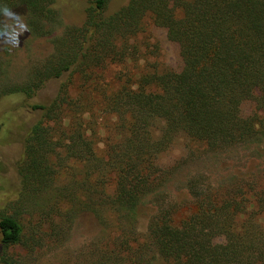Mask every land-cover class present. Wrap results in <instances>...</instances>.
<instances>
[{"label": "trees", "instance_id": "trees-1", "mask_svg": "<svg viewBox=\"0 0 264 264\" xmlns=\"http://www.w3.org/2000/svg\"><path fill=\"white\" fill-rule=\"evenodd\" d=\"M108 4L88 0L83 22L56 34L55 0H0V38L13 31L8 15L20 11L29 33L52 46L0 95L32 97L63 77L49 103L34 105L40 116L25 136L21 186L0 213L4 253L61 246L85 214L99 236L62 264H264V164L225 173L229 149L264 143V0H128L113 11ZM146 18L177 43L179 70L138 66L135 38ZM115 63L126 69L107 91L101 78ZM93 92L110 120L101 140L86 116L93 100L83 95ZM179 141L189 159L204 154L222 169L182 178L177 199L168 185L186 160L162 158Z\"/></svg>", "mask_w": 264, "mask_h": 264}, {"label": "rangeland", "instance_id": "rangeland-1", "mask_svg": "<svg viewBox=\"0 0 264 264\" xmlns=\"http://www.w3.org/2000/svg\"><path fill=\"white\" fill-rule=\"evenodd\" d=\"M87 1L55 0L61 18L56 34L60 33L65 26L80 25L83 22L85 15L83 9H85ZM127 1L109 0L107 10L113 11L125 5ZM21 16L20 11L8 15L6 25L10 22L13 31L0 38V91L5 89L4 85L6 84L14 85L22 82L29 68L33 64L39 63L52 51L49 38L32 36ZM135 43L140 51L138 66L147 64L154 65L158 69L179 70L181 68L182 60L177 43L169 40L165 30L154 25L149 18L144 19L143 28L135 38ZM127 66L131 68L130 65ZM125 69L124 65L116 63L105 69L101 81L107 84V91L119 85L121 72ZM75 78L70 89L71 94L78 93V83L75 82ZM62 82L63 77L51 78L32 97L18 93L0 95V213L4 210L10 211L12 202L15 201L21 186L18 164L23 156L25 136L40 116V111L34 109V105L49 103L57 94ZM83 97L93 100L91 112L88 111L86 116L89 117L91 125L95 123V128L99 127L98 139L101 140L105 135L103 125L107 126L106 122L109 124L110 120L106 121L102 112L97 110V101L100 95L93 92L86 93ZM249 107L250 105L243 106L244 114L249 112ZM94 109L95 111L92 113ZM98 146L103 147L102 141ZM255 146L256 144L237 145L227 151L225 173L229 178H233L235 170L244 171L255 163L264 164V143L258 147ZM193 159L188 158L187 149L184 148L181 141L163 155L162 161L168 165L176 164L178 161L182 163L186 160L168 185L170 195L177 199L183 194L180 184L182 178L195 172L214 173L216 167L219 170L222 169L218 164L215 166V160L210 156L202 154L199 159ZM260 177L263 178L261 174L258 175V178ZM149 208L147 205L140 211L137 221L139 234L145 231L151 213ZM99 232L100 225L97 220L90 215L82 214L73 224L68 240L61 246L49 243L33 251H27V249L17 246L7 249L4 253L0 242V264H5L3 262L5 259L8 264H62L67 259L74 261L77 250L84 243L96 240ZM155 264L167 263L157 260Z\"/></svg>", "mask_w": 264, "mask_h": 264}]
</instances>
